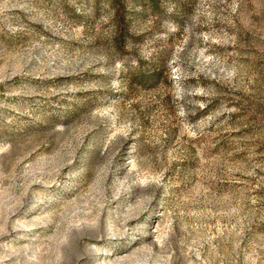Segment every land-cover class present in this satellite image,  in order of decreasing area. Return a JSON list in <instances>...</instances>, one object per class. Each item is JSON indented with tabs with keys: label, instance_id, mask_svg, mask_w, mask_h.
Masks as SVG:
<instances>
[{
	"label": "rangeland",
	"instance_id": "374dc122",
	"mask_svg": "<svg viewBox=\"0 0 264 264\" xmlns=\"http://www.w3.org/2000/svg\"><path fill=\"white\" fill-rule=\"evenodd\" d=\"M152 1L0 0V264H264V0Z\"/></svg>",
	"mask_w": 264,
	"mask_h": 264
},
{
	"label": "trees",
	"instance_id": "16d2710c",
	"mask_svg": "<svg viewBox=\"0 0 264 264\" xmlns=\"http://www.w3.org/2000/svg\"><path fill=\"white\" fill-rule=\"evenodd\" d=\"M136 1V0H135ZM139 3H145V2H148V3H150V4H152V5H154V3H152L153 1L152 0H137ZM125 11V10H124ZM154 11L156 12L157 10L156 9H154ZM123 16V15H122ZM122 16H121V18H122ZM122 44V43H121ZM139 71H138V77H140L141 78V82H143V81H145V79H146V76H145V74L143 73V71L141 70V68L140 69H138Z\"/></svg>",
	"mask_w": 264,
	"mask_h": 264
}]
</instances>
